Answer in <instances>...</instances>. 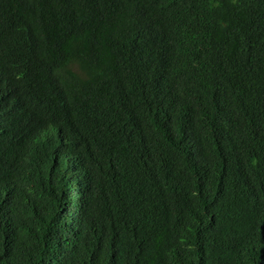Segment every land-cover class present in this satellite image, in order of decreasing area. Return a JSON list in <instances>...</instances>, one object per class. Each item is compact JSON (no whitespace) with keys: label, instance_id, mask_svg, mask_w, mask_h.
<instances>
[{"label":"trees","instance_id":"trees-1","mask_svg":"<svg viewBox=\"0 0 264 264\" xmlns=\"http://www.w3.org/2000/svg\"><path fill=\"white\" fill-rule=\"evenodd\" d=\"M0 264H264V0H0Z\"/></svg>","mask_w":264,"mask_h":264}]
</instances>
